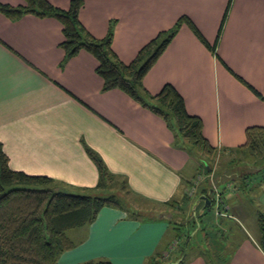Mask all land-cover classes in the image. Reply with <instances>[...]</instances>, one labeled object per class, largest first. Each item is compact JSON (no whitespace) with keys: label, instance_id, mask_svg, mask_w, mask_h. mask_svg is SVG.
I'll return each mask as SVG.
<instances>
[{"label":"crops","instance_id":"1","mask_svg":"<svg viewBox=\"0 0 264 264\" xmlns=\"http://www.w3.org/2000/svg\"><path fill=\"white\" fill-rule=\"evenodd\" d=\"M49 1L61 9L71 2ZM0 2L21 5L25 0ZM183 16L216 53L184 23L144 86L157 94L170 83L181 93L187 110L202 119L204 135L220 152L222 179L231 176L226 166L233 168L236 162L234 157L223 162L225 156L240 154L237 149L246 143L249 127H264V99L249 87L264 96V0H84L80 11L81 22L97 38L105 37L115 23L113 48L127 63ZM63 39V26L53 16L27 14L11 20L0 13V141L11 168L50 176L71 191L95 190L100 174L87 145L125 180L136 209L161 214L147 219L105 206L94 222L82 226L83 235L71 238L75 247L62 254L61 264L91 259L147 264L155 257L176 263L189 232L177 236L170 218L176 216L179 225L187 221L164 207L177 212L187 208L184 212L192 215L208 176L202 162L177 145L173 131L151 109L121 89L103 90L91 53L83 50L62 66ZM189 174L192 181L203 179L184 205L192 184ZM220 181L218 189L228 186L222 196L224 215L215 209V214L202 216L203 251L187 253L180 264H264L257 207L229 182ZM256 197L264 210V189ZM235 214L255 217L257 225L249 229ZM226 231L240 237H229Z\"/></svg>","mask_w":264,"mask_h":264},{"label":"trees","instance_id":"2","mask_svg":"<svg viewBox=\"0 0 264 264\" xmlns=\"http://www.w3.org/2000/svg\"><path fill=\"white\" fill-rule=\"evenodd\" d=\"M83 5L84 0H71L68 9L56 7L49 0H25L21 5L0 2V13L11 20H18L27 14L38 17L53 16L58 19L63 26L64 34L60 46L65 52V57L61 65L63 66L68 59L83 50L91 53L98 61L96 71L104 80L103 90L121 89L163 118L173 131L177 145L202 162L208 176L204 180L205 187L200 189V193L208 196L212 201L210 206H215L211 177L213 174L218 185L223 184L220 180H226L233 189L246 195V198L257 207L258 243L264 251V210L258 204L256 197V192L264 189V164H256V172L245 169L235 174L232 171V178L224 176L220 179L223 173L216 168L214 170L213 165L220 152L204 135L202 119L187 110L181 93L170 83L165 84L157 94H151L144 86L146 75L184 23L188 24L214 53H216L215 46H211L206 41L190 18L183 16L172 28L160 32L146 43L137 56L127 63L113 48L115 23L109 25L105 37H95L80 20ZM249 87L264 99V96L253 86L249 85ZM246 136V143L237 151L246 157L261 154L264 151V127H249ZM85 149L98 167L99 183L95 190L74 192L50 176L32 175L12 169L9 157L0 141V264H61L62 254L75 247L67 231L94 222L103 207L127 210L138 217L148 212L136 209L130 202L125 180L113 174L95 150L87 145ZM116 184H121V187L117 188ZM227 188L228 186L225 185L223 189H219L221 198ZM183 198L182 204L188 205L192 196L186 190ZM204 205L205 201H202L196 214L191 215L192 219L202 218L207 213L208 206L203 212L200 211ZM219 209L221 212L219 215H224L222 209H226V203L223 198ZM182 210L184 212L187 208ZM160 215L158 217H161ZM176 219L177 217L173 215L170 223L175 225L176 222L179 223ZM182 223H185V220H182ZM176 229L179 227L176 226ZM186 237L181 244L179 261L172 263L155 257L147 264L182 263L190 247V237ZM77 264L114 263L109 259H91Z\"/></svg>","mask_w":264,"mask_h":264},{"label":"rangeland","instance_id":"3","mask_svg":"<svg viewBox=\"0 0 264 264\" xmlns=\"http://www.w3.org/2000/svg\"><path fill=\"white\" fill-rule=\"evenodd\" d=\"M233 157L235 158L234 160L236 161L235 162V166L233 168H231V167H229V165H230L229 164L226 167H228V169H231L229 171H233L235 174H237L239 172H242L245 169H246L245 171L256 172V168H257L256 164H258V163L264 164V151H262L261 154L258 153V155H256V156H250L249 155V157H246V156H244L241 153L240 154H235V155H230V157L229 156H225V160L223 159V162L224 161L226 162L227 160L229 161ZM221 164L222 163H221V160L219 161V158H217V160L213 161L214 170L216 168L217 171H220ZM225 164L226 163H224V165ZM190 175H192V174H189L188 177H189V179H191L190 181H192L193 175L192 176H190ZM213 182L218 186L216 177H213ZM116 187L120 188L121 184H116ZM74 192H78V191H74ZM164 208H165V210H168L167 212H171L172 211L175 214H177L178 216H182L181 217V221L182 220L187 221L186 224H183V225L176 224V226L179 227V229H177V232H178L179 236H183L185 233L187 235V233L189 232V235H188L190 237V239H189L190 247H189V251H188L189 255L192 254L195 251H203V249H202L203 243L202 242H204L205 240H204V236L202 234V231L199 230V227L201 225L200 224V219L201 218L197 217L196 219H192V216L187 214V212H183L182 209L177 212V211H174V210H172V209H170L169 207H166V206ZM140 209L143 211L146 208L145 209L144 208H140ZM198 212H199V210H198ZM230 212H231V214L234 215L233 211H230ZM147 213L142 215V217L147 218V219H148V217L149 218H153V217L154 218H158V215H159V213L157 214L156 212H154L152 210H148ZM207 213H208V215L209 214H211V215L215 214V206H213V207L212 206H208L207 207ZM195 214H196V212L193 210L192 211V215L194 216ZM235 215H236V217H238V219L243 221V223L246 226H248L249 229H251V227L253 225L254 226L257 225V222H256L257 218L255 219V217L254 218L253 217H249V219H248V218H244V216L241 215V214H235ZM227 222H233L235 224L234 219H229V221H227ZM83 233H84V230H83L82 227L75 228V229H70V230L67 231L68 236L70 238H73V239L79 238L81 235H83ZM224 234H227V236H229V237L232 235V236H234V238H239L240 237L239 234L237 232H235V231L234 232L233 231H226ZM228 244H229V242H227V245ZM212 254H214V252H212Z\"/></svg>","mask_w":264,"mask_h":264},{"label":"built area","instance_id":"4","mask_svg":"<svg viewBox=\"0 0 264 264\" xmlns=\"http://www.w3.org/2000/svg\"><path fill=\"white\" fill-rule=\"evenodd\" d=\"M211 177L213 178V174L211 175ZM203 179L202 176H199L195 181L192 182V184L187 188V192L190 196L194 195L197 191L198 185L200 184V181ZM213 186H214V202H215V209L217 214H221L219 206L222 202V198H221V194H220V190L218 189L217 185L213 182ZM224 214V213H222Z\"/></svg>","mask_w":264,"mask_h":264},{"label":"water","instance_id":"5","mask_svg":"<svg viewBox=\"0 0 264 264\" xmlns=\"http://www.w3.org/2000/svg\"><path fill=\"white\" fill-rule=\"evenodd\" d=\"M202 201H205V205L201 208V212H203L206 208V206H210L212 204V201L208 198L206 195H200L197 200L194 203L193 210L196 212L198 206Z\"/></svg>","mask_w":264,"mask_h":264}]
</instances>
